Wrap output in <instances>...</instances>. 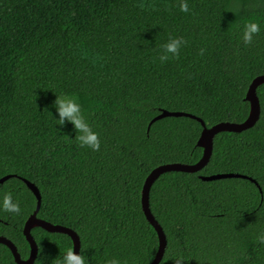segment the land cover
Masks as SVG:
<instances>
[{
    "label": "trees",
    "instance_id": "trees-1",
    "mask_svg": "<svg viewBox=\"0 0 264 264\" xmlns=\"http://www.w3.org/2000/svg\"><path fill=\"white\" fill-rule=\"evenodd\" d=\"M0 0V198L11 190L21 214L0 208V235L30 256L24 234L41 193L38 217L74 229L86 264L109 258L150 264L159 236L142 208L151 171L198 162L201 121L244 122L246 95L264 74V0ZM260 23L251 45L240 39ZM172 37L188 43L160 63ZM205 49L200 55V50ZM76 94L100 135V150L82 148L71 123L59 119L56 94ZM261 113L250 128L221 131L209 162L196 172L168 171L150 189V207L167 239L158 264H264V83ZM239 173L250 178L203 180ZM33 264H59L71 237L36 226ZM81 249V248H80ZM0 264H18L0 243Z\"/></svg>",
    "mask_w": 264,
    "mask_h": 264
},
{
    "label": "water",
    "instance_id": "water-1",
    "mask_svg": "<svg viewBox=\"0 0 264 264\" xmlns=\"http://www.w3.org/2000/svg\"><path fill=\"white\" fill-rule=\"evenodd\" d=\"M262 83H264V74L257 76L250 84V87L246 95V99L250 101L251 110H250V114L248 118L244 122H241V123L223 121L211 127H207L204 120L200 117H197L196 115H193L188 112H183V111H169L167 109L162 110V112L159 115H157L156 117L152 119L150 124H152V122H154L155 120L166 117V116H190L192 118H196L199 121H201L203 125V130L198 140V145L203 147V155L198 162L193 163V164L180 163V162L162 164L154 168L151 171V173L147 176V178L145 179L143 189H142V208L146 215V218L156 229L158 236H159V248H158V251L156 253L154 260L150 264H158L160 262V260L162 259L164 255L166 245H167L166 234L161 224L158 222V220L155 218L154 214L152 213V210L150 207V189L154 181L161 174L168 172V171L196 172V171L201 170L203 167H205V165L210 160V157L213 152L214 138L219 132L221 131L239 132V131L252 127L259 119L260 113H261V106H260V100L257 94V88ZM11 176H12L11 174H8V175L1 177L0 184L4 183ZM226 177H244V178L252 179L251 177H248L244 174L232 173V172L201 176L203 180H214V179L226 178ZM23 180L27 184V186L33 191V193L35 194L37 198V207L35 211L30 215V217L27 219L25 226H24V234L28 242L30 243V248H31L30 256L27 259H23L18 251L17 246L14 244V242H12L9 238H7L4 235H0V243H3L10 248L14 256V259L18 264H33L38 255V244L32 234V229L36 226H40L51 232H62V233L68 234L73 241L74 251L79 254L80 248H81V239H80L79 234L70 227H67L61 224H54L50 221H47L45 219L38 217L37 214H38V211L41 205V193L35 183H33L32 181L26 178H23ZM254 181L256 182V180Z\"/></svg>",
    "mask_w": 264,
    "mask_h": 264
},
{
    "label": "clouds",
    "instance_id": "clouds-1",
    "mask_svg": "<svg viewBox=\"0 0 264 264\" xmlns=\"http://www.w3.org/2000/svg\"><path fill=\"white\" fill-rule=\"evenodd\" d=\"M179 9L181 12H190L187 0H180ZM261 31L260 23L255 20H248L245 22L241 41L244 45H251L254 41V37L259 35ZM187 41L183 37H172L166 43L161 45V52L158 56L160 63H167L170 59H178L180 55V49L187 45ZM205 49L200 50V55L204 54ZM53 105L56 108V112L59 119H55L56 125L64 126L66 121L71 123L76 132L75 141L79 143L82 148H89L92 151L100 150V135L93 130L92 125L87 121L83 112L82 106L79 102V98L76 94H56V99L53 101ZM0 208L8 213H14L16 215L21 214V207L18 200L14 199V194L11 190L5 192L0 198ZM257 241L264 244V233H261L257 237ZM85 249L81 247L79 254L74 251V248H69L63 256V260L59 264H86ZM185 260L183 257H177L175 264H183ZM105 264H122L118 258H109L105 261ZM123 264H127V261H123Z\"/></svg>",
    "mask_w": 264,
    "mask_h": 264
}]
</instances>
